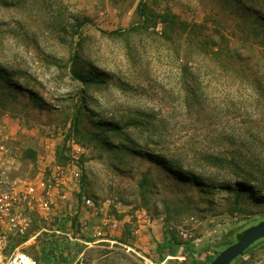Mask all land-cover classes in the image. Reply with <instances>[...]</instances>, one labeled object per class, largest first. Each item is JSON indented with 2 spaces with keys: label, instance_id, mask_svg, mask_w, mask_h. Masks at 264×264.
Listing matches in <instances>:
<instances>
[{
  "label": "rangeland",
  "instance_id": "1",
  "mask_svg": "<svg viewBox=\"0 0 264 264\" xmlns=\"http://www.w3.org/2000/svg\"><path fill=\"white\" fill-rule=\"evenodd\" d=\"M263 7L0 0V108L42 138L43 178L81 169L78 210L89 215L67 218L79 234L92 216L102 235L110 216L120 233L127 215L128 243L142 214L191 258L175 264H200L264 219ZM195 171L242 183L201 185ZM81 262L150 264L119 245L86 249ZM233 264H264V246Z\"/></svg>",
  "mask_w": 264,
  "mask_h": 264
},
{
  "label": "crops",
  "instance_id": "2",
  "mask_svg": "<svg viewBox=\"0 0 264 264\" xmlns=\"http://www.w3.org/2000/svg\"><path fill=\"white\" fill-rule=\"evenodd\" d=\"M2 115L0 108V122ZM6 122L10 140L6 144L8 150L0 154V163L7 162V172L11 177H28L38 181L43 176L42 138L36 137L34 130L23 128L12 116ZM28 146L37 151L30 153L33 157L24 153V148ZM80 201L81 197L77 195L76 188L71 186L66 199L55 198L50 212L37 211L28 233L20 240L23 241L22 248L36 260L37 264H80L79 261L86 249L104 246L113 248L115 245L127 248L128 244L152 264H175L177 260H191L183 246L175 244L169 233L163 230V224L158 219H150L142 214L139 215L138 221L132 222L134 241L128 243L120 240L123 238V224L127 220H132L127 215L121 216L122 233L113 231L111 224L113 218L110 216V220L105 217L102 223L109 234L100 235L98 233L100 221L92 216L93 225L88 229L89 234H79L74 218L89 215L87 211L78 210ZM69 215L74 216L73 220H67Z\"/></svg>",
  "mask_w": 264,
  "mask_h": 264
},
{
  "label": "built area",
  "instance_id": "3",
  "mask_svg": "<svg viewBox=\"0 0 264 264\" xmlns=\"http://www.w3.org/2000/svg\"><path fill=\"white\" fill-rule=\"evenodd\" d=\"M9 117L7 113L1 116L0 154L8 150L6 144L10 135L6 120ZM66 170L60 167L53 177L42 176L38 181H33L28 177H11L7 172V162L0 163V264H37L22 248L23 241L20 240L28 233L37 211L50 212L56 197L66 199L69 188H77L76 181H80L81 169L75 167L74 173L70 174ZM82 202L87 207L93 208L95 205L91 198L82 199ZM100 231L98 233L102 235ZM127 249L142 257L135 249Z\"/></svg>",
  "mask_w": 264,
  "mask_h": 264
},
{
  "label": "water",
  "instance_id": "4",
  "mask_svg": "<svg viewBox=\"0 0 264 264\" xmlns=\"http://www.w3.org/2000/svg\"><path fill=\"white\" fill-rule=\"evenodd\" d=\"M264 244V219L256 224H250L242 231L239 240L226 247L209 264H231L245 252Z\"/></svg>",
  "mask_w": 264,
  "mask_h": 264
},
{
  "label": "trees",
  "instance_id": "5",
  "mask_svg": "<svg viewBox=\"0 0 264 264\" xmlns=\"http://www.w3.org/2000/svg\"><path fill=\"white\" fill-rule=\"evenodd\" d=\"M240 1H247V2H251V3H257V4H261V6L263 7L264 6V0H240ZM262 10V11H261ZM260 11H258L259 13H260V18L264 21V7L261 9ZM193 80H195L194 79V77H191ZM228 78V80L230 81V83H233V77H227ZM196 86H197V84H196ZM195 86V87H196ZM229 89H231L232 88V84L228 87ZM196 91H197V89H196ZM200 91V89H198V92ZM191 94V96L192 97H196V96H193L194 94V91H192V92H190ZM228 110H230V107H229V109ZM215 163L216 162H219V164L220 163H224V161L222 160V159H215V161H214ZM229 163H231V164H233V161L231 160V161H229ZM193 171V170H192ZM180 172H182V171H180ZM191 175H193V174H195L197 177H195V181L196 182H198L199 184H201V185H203V184H206L207 182H210V183H212V184H220V185H222V186H224V187H226L227 189H232V187H233V184L235 185V186H238L239 184H241L242 182L241 181H238V179L236 180V181H234V182H232V180H222V179H219V178H217V177H211V176H209V175H205L204 173H199V172H196L195 171V173H190ZM190 174L188 175V174H186L185 176L186 177H190ZM241 235L242 234H240L239 235V238L238 239H236V240H234V239H232V235H229L228 237H227V239L225 240V242H224V244L222 245L223 246V248L221 249V250H217L215 253H214V255L209 259V260H207V261H205V262H200V264H209L219 253H220V251H222L223 249H225L226 247H228V246H230L231 244H233V243H235L237 240H239L240 239V237H241ZM261 246H264V244H262V245H260V246H258V247H252V248H250V249H248L246 252H245V255L244 256H246L247 254H249V253H251V252H254L255 250H257L259 247H261ZM83 249V246H81L80 247V250H82ZM244 256H242V257H244ZM242 257H238L236 260H234L231 264H233V263H235L238 259H240V258H242Z\"/></svg>",
  "mask_w": 264,
  "mask_h": 264
}]
</instances>
